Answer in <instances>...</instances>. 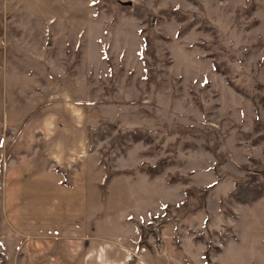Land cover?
I'll return each instance as SVG.
<instances>
[{"label":"rangeland","instance_id":"rangeland-1","mask_svg":"<svg viewBox=\"0 0 264 264\" xmlns=\"http://www.w3.org/2000/svg\"><path fill=\"white\" fill-rule=\"evenodd\" d=\"M261 168L264 0H0V264H264Z\"/></svg>","mask_w":264,"mask_h":264},{"label":"trees","instance_id":"trees-1","mask_svg":"<svg viewBox=\"0 0 264 264\" xmlns=\"http://www.w3.org/2000/svg\"><path fill=\"white\" fill-rule=\"evenodd\" d=\"M133 140H137L136 137H134ZM56 171L61 172L59 170ZM159 172L160 169L155 166L149 167L147 174L150 176H156ZM258 177L264 179V168L256 171V173H254L248 180L244 182H236L234 184L232 198L236 203L241 205H251L263 197L264 186L258 182ZM204 258L206 259V257Z\"/></svg>","mask_w":264,"mask_h":264},{"label":"crops","instance_id":"crops-1","mask_svg":"<svg viewBox=\"0 0 264 264\" xmlns=\"http://www.w3.org/2000/svg\"><path fill=\"white\" fill-rule=\"evenodd\" d=\"M71 160L74 161V159L70 158V159H69V162H70ZM56 170H59V169H55V171H56ZM59 171H60V170H59ZM56 172H57V171H56ZM60 173H61V175H64V174L62 173V171L59 172V174H60ZM56 174H58V172H57ZM54 176H55L56 178H59V176H57V175H55V174H54ZM62 177H63V176H62ZM13 179H14V178H13ZM8 182H9V183H8V184H9V187L12 186V189H14V188H16V187H18V189H19V187H21V189H22V185H23V183H22V184H21V183L19 184V182H17L16 179H15L14 181H12V182H11V180L8 181ZM8 184H7V185H8ZM16 185H17V186H16ZM60 185L63 186L62 184H60ZM12 189H11V191H12ZM11 199L13 200V198H11ZM8 200H9V199H8ZM8 200H7V201H8ZM16 202H17V201H15V199H14V200L12 201V205H11V207H13L14 203L16 204ZM8 204H9V203H8Z\"/></svg>","mask_w":264,"mask_h":264}]
</instances>
